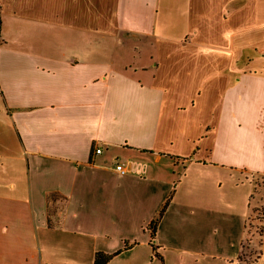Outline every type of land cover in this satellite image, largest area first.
Listing matches in <instances>:
<instances>
[{
	"label": "crops",
	"instance_id": "1",
	"mask_svg": "<svg viewBox=\"0 0 264 264\" xmlns=\"http://www.w3.org/2000/svg\"><path fill=\"white\" fill-rule=\"evenodd\" d=\"M167 201L164 264H264V0H0V264L153 261Z\"/></svg>",
	"mask_w": 264,
	"mask_h": 264
},
{
	"label": "rangeland",
	"instance_id": "2",
	"mask_svg": "<svg viewBox=\"0 0 264 264\" xmlns=\"http://www.w3.org/2000/svg\"><path fill=\"white\" fill-rule=\"evenodd\" d=\"M257 195H253L251 196L250 200H251V205H253V197L256 198ZM252 213V212H251ZM249 221L247 222V229H251L250 226L254 227L252 228V230L254 232H256V226H257V222L255 220L254 215L249 217ZM143 235H141V233L137 234L138 239H142L143 237H146V232L143 233ZM149 234V232H148ZM51 240H53L54 245H52V249H51V256L54 259V263L55 264H93V258H91V260L89 259V263L87 262L86 258H85V253L88 251V248H84V246H80L79 248H76L75 251L77 252V255L75 257L72 256L71 254V246L68 247L70 245V241L72 239L71 234H66L64 232H59L58 234H51ZM150 241V240H149ZM127 242L125 240H123L121 242V248L117 249V245L115 243L112 242L111 244V251H113L115 254L117 252H119V254H117L116 256H114L107 264H164V262L162 261V258L160 259V257H158L157 252L160 253V255H162L163 250L159 247H157L156 249V253L153 255L154 260L151 261L149 260H145L144 259L139 262L137 260H135L134 258L131 257V252L129 251L131 249V247L126 245ZM68 247V248H67ZM148 248L149 250H151L149 244H148ZM146 251L145 248H140L137 249L135 252H144ZM153 254V253H152ZM94 257V256H93ZM242 260H240L241 262ZM152 262V263H151ZM247 259L243 260V262H241L242 264H247ZM249 264H254V262H250Z\"/></svg>",
	"mask_w": 264,
	"mask_h": 264
},
{
	"label": "trees",
	"instance_id": "3",
	"mask_svg": "<svg viewBox=\"0 0 264 264\" xmlns=\"http://www.w3.org/2000/svg\"><path fill=\"white\" fill-rule=\"evenodd\" d=\"M167 203H168V201L164 204L162 209L159 211V213L156 216V218L145 229L147 232H149V237H150L149 246H150L153 254L156 253V249H157V246L155 245V237H156L157 226H158V224L160 222V219H161L163 213L166 210ZM117 254H119V252H117L115 254H112V255L96 253L94 255V257H93V264H107Z\"/></svg>",
	"mask_w": 264,
	"mask_h": 264
},
{
	"label": "built area",
	"instance_id": "4",
	"mask_svg": "<svg viewBox=\"0 0 264 264\" xmlns=\"http://www.w3.org/2000/svg\"><path fill=\"white\" fill-rule=\"evenodd\" d=\"M95 154H100V150H95ZM114 171L120 175H123L125 173V170L122 165H116Z\"/></svg>",
	"mask_w": 264,
	"mask_h": 264
}]
</instances>
